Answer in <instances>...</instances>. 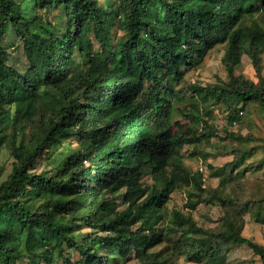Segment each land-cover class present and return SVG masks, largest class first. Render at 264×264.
Wrapping results in <instances>:
<instances>
[{
  "label": "trees",
  "instance_id": "1",
  "mask_svg": "<svg viewBox=\"0 0 264 264\" xmlns=\"http://www.w3.org/2000/svg\"><path fill=\"white\" fill-rule=\"evenodd\" d=\"M260 12L264 21V0H0V151L13 156L3 181L0 168V264H113L133 253L144 264H224L233 245L264 262V244L243 233L247 213L264 223V193L252 189L207 192L220 225L177 211L184 233L152 250L179 185L194 187L191 211L210 199L203 172L183 160L196 140L189 123L206 121L196 97L224 101L230 122L248 104L264 109L261 74L236 73L246 52L260 73L264 25L245 23ZM220 43L230 79L183 86ZM242 162L221 168V186L247 171Z\"/></svg>",
  "mask_w": 264,
  "mask_h": 264
},
{
  "label": "rangeland",
  "instance_id": "2",
  "mask_svg": "<svg viewBox=\"0 0 264 264\" xmlns=\"http://www.w3.org/2000/svg\"><path fill=\"white\" fill-rule=\"evenodd\" d=\"M32 10L33 5H27ZM257 21L264 25L262 12L256 13L254 18H246L245 23L251 24ZM226 43H220L211 49L204 58L200 60L196 67L190 70L186 75L183 86L190 87V83L196 80L197 85L214 86L222 84L230 79L227 68L223 62L226 52ZM260 73L251 55L246 52L242 56L241 64L238 66L236 73L255 82L264 78V54L261 59ZM261 74V77L260 75ZM199 101L200 115L206 121L195 120L192 124L189 136L195 138L193 142L188 143L185 147L184 163L190 171L201 170L203 172V185L214 192L223 191L224 194L229 192H250L257 190L264 193V109L257 103L248 104L245 110L238 112L239 119L230 122V107L214 96H209L206 101L196 97ZM188 98L184 99L186 103ZM179 102V101H178ZM239 106H241L239 104ZM188 112L194 111V107L189 106ZM186 120L184 116H180ZM179 117V118H180ZM201 127L204 129L201 130ZM208 135H203V134ZM235 136H242L245 141H239ZM197 138L199 140L197 141ZM243 156V162L236 170H245L240 177L229 180L226 186L220 185V180L227 172H222L221 168L227 163L234 161L236 158ZM13 156L10 151L4 147L0 151V168H3L1 181H3L11 170ZM253 166V167H252ZM231 169V168H230ZM237 172V171H235ZM237 174V173H235ZM246 183V184H243ZM244 186H246L244 188ZM194 191L192 185H179L172 193L170 200L166 203L165 217L159 225L164 240L154 246L152 250L156 251L167 245L171 240H176L184 233L182 227H178L175 222L177 211L193 214L198 224L204 227L215 228L220 225L219 217L223 214L222 206L214 199L210 198L192 210L186 206L190 193ZM246 196V195H245ZM187 228V226H185ZM175 230V231H174ZM244 235L254 241L264 244V223H259L250 216L246 215V224ZM61 263V261L59 262ZM113 264H144L141 257L133 253L130 259L118 256ZM165 264H208L205 262H193L185 256L174 258ZM224 264H264L259 255L254 254L253 250L245 245H233L228 250L227 260Z\"/></svg>",
  "mask_w": 264,
  "mask_h": 264
},
{
  "label": "built area",
  "instance_id": "3",
  "mask_svg": "<svg viewBox=\"0 0 264 264\" xmlns=\"http://www.w3.org/2000/svg\"><path fill=\"white\" fill-rule=\"evenodd\" d=\"M193 81H195V80H193Z\"/></svg>",
  "mask_w": 264,
  "mask_h": 264
}]
</instances>
